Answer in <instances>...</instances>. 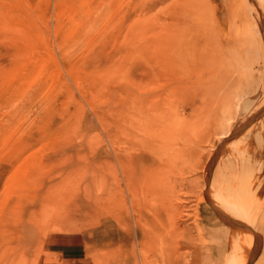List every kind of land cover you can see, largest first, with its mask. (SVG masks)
Segmentation results:
<instances>
[{
  "label": "rangeland",
  "instance_id": "374dc122",
  "mask_svg": "<svg viewBox=\"0 0 264 264\" xmlns=\"http://www.w3.org/2000/svg\"><path fill=\"white\" fill-rule=\"evenodd\" d=\"M260 19L0 0V264H264Z\"/></svg>",
  "mask_w": 264,
  "mask_h": 264
},
{
  "label": "bare ground",
  "instance_id": "6f19581e",
  "mask_svg": "<svg viewBox=\"0 0 264 264\" xmlns=\"http://www.w3.org/2000/svg\"><path fill=\"white\" fill-rule=\"evenodd\" d=\"M259 17V16H258ZM260 25H262L263 27H264V20H262V19H260ZM230 131H225V132H223V133H229ZM228 135V134H227ZM227 135H225V136H227ZM242 231V230H241ZM247 243H248V240H247ZM244 244V243H243ZM244 246V245H243ZM242 249H243V247H242ZM244 252H245V255L243 256V259L241 260V263L240 264H245V262H246V260H248L247 259V256L249 255V253H248V248L246 247H244ZM234 262V261H233ZM232 262V263H233ZM236 262V261H235Z\"/></svg>",
  "mask_w": 264,
  "mask_h": 264
}]
</instances>
